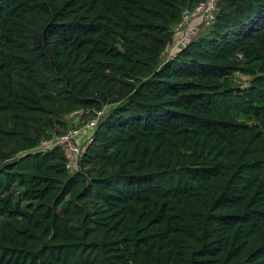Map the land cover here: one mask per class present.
I'll use <instances>...</instances> for the list:
<instances>
[{"label":"trees","instance_id":"1","mask_svg":"<svg viewBox=\"0 0 264 264\" xmlns=\"http://www.w3.org/2000/svg\"><path fill=\"white\" fill-rule=\"evenodd\" d=\"M201 1L0 0V264H264V0L160 63Z\"/></svg>","mask_w":264,"mask_h":264},{"label":"built area","instance_id":"2","mask_svg":"<svg viewBox=\"0 0 264 264\" xmlns=\"http://www.w3.org/2000/svg\"><path fill=\"white\" fill-rule=\"evenodd\" d=\"M220 1L221 0H202L192 9L191 8H185L182 11L181 20L173 28L174 37L177 33L179 34V37L177 38L176 41L174 38V41L171 44L172 47L170 45L167 48L168 54L170 53V51H169L170 47H171L170 50L173 49V47H174L173 52L175 53L177 51H180L182 48H184L188 44L190 34L183 32V30H181V28L187 24L188 29L186 28L185 31L190 30L191 32H196L200 28L199 25L210 23L214 19L215 11L217 10L218 4L220 3ZM194 22H197V24H194L191 26V23H194ZM173 55H171L168 59L172 58ZM101 112L102 111L97 112V116L86 124V126H85L86 128L87 127H93V126L94 127L91 130L87 129L86 132L84 133V136H82V135L78 136L77 131H69L68 133L63 134V135H55L52 137L44 138L38 144V146L34 148V150L45 151V150L54 148L56 146H63L64 149L68 150L70 155L72 156V158H70L69 153L66 151L67 157H68V162L66 164L67 168L69 169V162H72V163L75 162L76 167H77V161L83 153V148H82V145L84 143L83 138L85 137V135L87 138L88 135L90 134V140H91V138H92L91 133L94 132V129L98 123V118H99V115L101 114ZM77 169H78V167L75 170H77ZM75 170H73L72 172H74Z\"/></svg>","mask_w":264,"mask_h":264},{"label":"rangeland","instance_id":"3","mask_svg":"<svg viewBox=\"0 0 264 264\" xmlns=\"http://www.w3.org/2000/svg\"><path fill=\"white\" fill-rule=\"evenodd\" d=\"M194 24H197V22H194V23H191V26L192 25H194ZM200 27L202 26V25H199ZM209 27H210V25H209ZM209 27H206V28H209ZM188 29V25L186 24V25H184L182 28H181V30H183V32H186V33H189L190 35H192V34H194L195 32H191L190 30H187V31H185V29ZM206 28H204V29H206ZM203 29V31H205ZM198 31V30H197ZM179 37V34L177 33L176 35H175V41L177 40V38ZM171 47H172V45H171ZM170 47V48H171ZM170 48H169V51H170V53L168 54V50H166V51H164V54L162 55V57H160L159 58V62L160 63H164L165 61H166V59L167 58H169L171 55H173L174 54V52H173V50H174V47H173V49H171L170 50ZM169 55V56H168ZM236 81H237V83L241 86V87H244V88H246V87H248V78L247 77H244V76H242L241 74H236ZM103 117V116H102ZM93 118H91V116H90V118H89V120L87 121V122H85L84 124H83V122H84V120H81V113H77V114H71V115H69V116H67V119H65L66 120V122H67V124H66V127H65V131H64V134H66V133H68L69 131H77V135L79 136V135H82V136H84V133L86 132V130L87 129H89V130H91L93 127H85L86 126V124L88 123V122H90L91 120H92ZM94 121V120H93ZM92 121V122H93ZM96 125V124H95ZM97 125H98V123H97ZM58 129L59 130H62V128L61 127H58ZM63 131V130H62ZM94 133V132H93ZM93 133H91V137H92V135H93ZM56 134L55 133H51V135H49V137H52V136H55ZM60 135V134H59ZM88 135V134H87ZM90 140V134L88 135V137L86 138V135H85V137L83 138V145H82V148L84 149L85 148V146H86V144L88 143V141ZM68 153H69V151L68 150H66ZM69 155H70V153H69ZM70 158H72V156L70 155ZM77 167H76V163L74 162V163H72V162H69V170H70V172H72L73 170H75Z\"/></svg>","mask_w":264,"mask_h":264}]
</instances>
